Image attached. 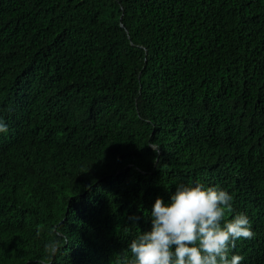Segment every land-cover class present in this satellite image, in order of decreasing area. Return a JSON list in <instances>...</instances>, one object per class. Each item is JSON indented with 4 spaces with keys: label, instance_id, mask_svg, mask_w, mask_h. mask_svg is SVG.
I'll list each match as a JSON object with an SVG mask.
<instances>
[{
    "label": "trees",
    "instance_id": "trees-1",
    "mask_svg": "<svg viewBox=\"0 0 264 264\" xmlns=\"http://www.w3.org/2000/svg\"><path fill=\"white\" fill-rule=\"evenodd\" d=\"M0 120V264H127L197 183L264 264V0H0Z\"/></svg>",
    "mask_w": 264,
    "mask_h": 264
},
{
    "label": "clouds",
    "instance_id": "clouds-1",
    "mask_svg": "<svg viewBox=\"0 0 264 264\" xmlns=\"http://www.w3.org/2000/svg\"><path fill=\"white\" fill-rule=\"evenodd\" d=\"M7 131L0 120V137ZM150 147L159 150L154 143ZM232 201L228 191L199 183L178 186L169 203L158 197L150 213L151 229L131 240L127 264H242L244 257L231 250L255 233L246 213L225 219L233 212ZM44 250L52 257L61 249L58 242H50Z\"/></svg>",
    "mask_w": 264,
    "mask_h": 264
}]
</instances>
